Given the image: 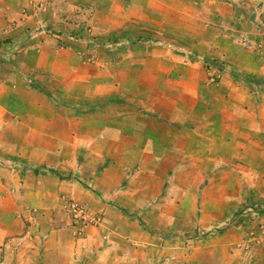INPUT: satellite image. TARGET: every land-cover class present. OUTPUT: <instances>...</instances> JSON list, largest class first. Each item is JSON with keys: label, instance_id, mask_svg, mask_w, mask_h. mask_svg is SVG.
Masks as SVG:
<instances>
[{"label": "rangeland", "instance_id": "obj_1", "mask_svg": "<svg viewBox=\"0 0 264 264\" xmlns=\"http://www.w3.org/2000/svg\"><path fill=\"white\" fill-rule=\"evenodd\" d=\"M145 1L32 0L23 7L25 21H11L1 30L0 177L5 182L14 173L77 179L78 169L97 165L92 173L96 177L122 159L132 166L123 184L135 180L142 185L146 179L144 184L161 186L158 195L142 193L135 212L166 233V253L148 264H264V153L249 148L264 142L247 141L238 157H218L216 149H209L211 142L201 139V129L191 132V109L180 104L179 94L154 88L155 80L161 85L167 78H141L143 68L151 74L149 70L161 67L146 53L157 36L177 37L161 46L185 52L177 43L183 31L163 15L162 24L154 14L111 26L112 18H123L125 8L154 4ZM89 5L95 9L90 11ZM140 51L151 58L139 61ZM206 67L221 70L216 62ZM218 76L217 70L210 82H217ZM169 102L177 104L174 116L168 108L158 109ZM67 128L77 135L60 141ZM56 145L79 147L76 156L69 154L76 171L62 170L54 162L58 154L49 146ZM141 148L153 156H143ZM156 168L161 173H155ZM62 199L76 236L103 223L99 210ZM73 203L101 221L81 226L72 213ZM17 216L26 220L23 213Z\"/></svg>", "mask_w": 264, "mask_h": 264}, {"label": "crops", "instance_id": "obj_2", "mask_svg": "<svg viewBox=\"0 0 264 264\" xmlns=\"http://www.w3.org/2000/svg\"><path fill=\"white\" fill-rule=\"evenodd\" d=\"M31 1L0 0V32L11 21H25L23 7ZM149 1L154 4L125 8L121 20L112 18L109 23L123 25L134 16L149 19L159 14L157 22L162 24L163 15L177 23L180 33L183 31L177 43L185 47V52L179 54L161 46L166 40L177 41V37L157 36L152 51L146 53L152 54L161 67L149 70L151 74L143 68L139 72L141 78L153 75L158 82L167 78V83L161 85L155 80L154 88L171 96L179 94L180 104L191 109V132L201 129V139L211 142L209 149H216L218 157H238L247 141L264 142V47L257 48L264 38V15L260 16L264 0H165L167 4ZM89 6L90 11L95 9ZM142 54L138 60L143 63L151 58ZM207 62L221 64V70L217 66L216 70L207 68ZM217 70L221 77L212 83L209 77ZM183 86L186 89H181ZM176 105L169 102L168 107L158 109L164 112L168 108L167 113L174 116ZM67 130L58 136L60 141H70L77 135ZM77 148L49 146L58 154L54 155V162L62 170L72 171L77 168L69 154L76 156ZM249 148L264 153V145L250 144ZM141 150L143 156H153L147 148ZM96 166L78 169L81 174L77 179L14 173L8 174L5 182L0 177V264H148L162 259L166 233L135 213L140 195H158L161 186L144 184L146 179L140 182L142 185L135 180L123 184L127 169L132 166L122 159L111 162L94 177ZM154 172L161 173L159 168ZM62 196L99 210L103 223L88 226L82 236H76ZM19 212L26 220H20Z\"/></svg>", "mask_w": 264, "mask_h": 264}, {"label": "built area", "instance_id": "obj_3", "mask_svg": "<svg viewBox=\"0 0 264 264\" xmlns=\"http://www.w3.org/2000/svg\"><path fill=\"white\" fill-rule=\"evenodd\" d=\"M263 47H264V38L259 44H257L258 49H262ZM72 213L75 217L80 219L79 222L81 223V226H83L84 224H87L88 222H98L99 223L101 221L100 216L98 215L91 216L89 212L87 211V209L80 204H75V203L72 204Z\"/></svg>", "mask_w": 264, "mask_h": 264}]
</instances>
